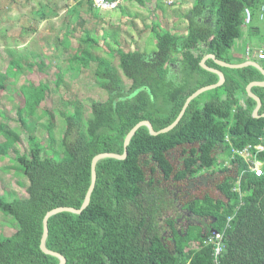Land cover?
Returning a JSON list of instances; mask_svg holds the SVG:
<instances>
[{"label":"trees","instance_id":"obj_1","mask_svg":"<svg viewBox=\"0 0 264 264\" xmlns=\"http://www.w3.org/2000/svg\"><path fill=\"white\" fill-rule=\"evenodd\" d=\"M129 1L143 7L152 0ZM87 4L98 16L101 9L94 0ZM262 7L264 0H194L185 15L186 34H174L154 24L155 51L116 49L120 70L131 82L128 87L110 61L96 59L95 75L107 98L92 101L89 117L82 104L63 114L66 127L62 156H46V148L34 136L29 139V154H16L15 160L29 181L28 196L10 202L0 196V212L11 216L17 226L12 236L0 235V264H59L57 257L40 248L47 213L59 207L80 209L97 155H121L126 136L142 121H149L157 132L167 128L192 94L216 84L219 76L201 65L208 55L215 59L207 60L206 66L222 71L225 83L194 99L170 132L153 136L142 127L132 138L126 159L101 160L88 207L81 214L63 212L51 217L46 246L62 255L66 264H215L213 245L206 241L212 231H224L232 218L225 230L221 264H264V152L257 157L263 163L262 176L248 171V165L236 158L230 169L220 170H234L217 185L223 200L206 195L183 206L199 225L188 224L186 229L178 230L177 220L167 219L171 234L163 236L158 221L176 200H170V188L203 178L202 172L215 167L221 153L230 158L234 149L256 144L264 137V87L252 89L262 102L257 117L253 116L257 103L246 90L253 82H263L264 74L252 66L231 69L216 62H232L230 53L242 37L246 9L255 19ZM80 41L98 44L90 36ZM94 58L91 50L82 48L70 65L88 68ZM259 62L264 68V61ZM58 78L60 85L62 75ZM44 92L36 103L27 100L25 109L35 111ZM207 95L210 100L203 102ZM244 96L247 100L243 104ZM23 110L19 116L25 125ZM53 125L51 120L47 126L52 141ZM0 131L6 137L5 146L0 148V154H4L18 140V133L6 125H1ZM179 148L181 167L175 168L169 156ZM149 164L154 165L150 175L144 170ZM241 174L239 194L233 189ZM171 194L177 195L174 191Z\"/></svg>","mask_w":264,"mask_h":264},{"label":"rangeland","instance_id":"obj_2","mask_svg":"<svg viewBox=\"0 0 264 264\" xmlns=\"http://www.w3.org/2000/svg\"><path fill=\"white\" fill-rule=\"evenodd\" d=\"M87 1L0 0V85H3L0 89V126L6 125L8 130L18 133V140L6 148L4 154H0V196L7 202L28 196L26 188L29 181L15 158L17 153L29 154L30 136L38 138L44 145L46 156L58 153L61 157V140L66 127L63 114L74 111L82 104L84 113L89 117L92 101L106 100L107 93L100 87L101 81L95 75L96 59L103 57L110 61L128 87L131 82L120 70L116 49L141 53L155 51L154 24L174 34H186L188 22L185 15L194 0H164L160 3L152 0L143 7L129 0H118L111 3L118 4L115 10L101 9L98 16L88 9ZM88 36L97 40L98 44H81L80 40ZM253 39L255 43L263 42L260 35H255ZM82 48L91 50L94 60L88 68L71 66V58ZM60 74L62 82L58 85ZM43 89L46 92L38 108L35 111V108L26 110L27 100L36 103ZM210 98L207 95L202 101L207 102ZM22 109L25 125L19 116ZM51 120L54 123L53 141L49 140L47 128ZM5 143L6 137L0 131V148ZM181 152L179 148L169 156L175 168L181 167ZM152 167L153 164L144 166L146 174L150 175ZM223 167L230 169L232 163L226 154L221 153L217 165L202 172L203 178L186 186L170 188L169 198L176 200L158 218L163 236L171 234L167 219H176L178 230L186 229L188 224H200L183 210L186 203L203 199L206 195L214 200L224 199L217 185L225 176L233 175L234 170L222 173L220 170ZM173 191L177 194L174 197L171 194ZM16 228V221L0 212V235L12 236ZM191 247L196 246L192 244Z\"/></svg>","mask_w":264,"mask_h":264},{"label":"water","instance_id":"obj_3","mask_svg":"<svg viewBox=\"0 0 264 264\" xmlns=\"http://www.w3.org/2000/svg\"><path fill=\"white\" fill-rule=\"evenodd\" d=\"M210 58L215 59V56H213V55L207 56L206 58L203 59L201 65L205 69H207V70H209V71H211L213 73H216L219 76V81L216 84H214V85H210V86L204 87L202 89H199L194 94H192L187 99V101H186L181 113L177 117V119L170 126H168L167 128L157 132V131L154 130L152 124L149 121H142V122L138 123L135 127H133L131 129V131L128 133V135L126 136L125 142H124V151H123V153L121 155L114 154V153H104V154L97 155L93 159V161H92L91 184H90V187L88 189V192L86 194L85 200H84L81 208L80 209H75V208H70V207H59V208H56V209L50 211L45 216V218L43 220V235H42L41 245H40V248H41L42 252H44L47 255H51V256L57 257L60 260L59 264H66V259L62 255H60V254H58L56 252L50 251L47 248V246H46V241H47L48 233H49L48 221H49V219L51 217H53V216H55L57 214L63 213V212L81 214L82 211L85 210L88 207V205L90 203L91 195H92L93 190L95 188L96 179H97L96 166L101 160H104V159L124 160V159H126V157L128 155V146H129L132 138L136 134V132L142 127H147L149 132H150V134L153 135V136H157V135H160V134H165V133L170 132L171 130H173L180 123V121L182 120V118L184 117V115L186 113L187 108L189 107L190 103L194 99L199 97L204 92H207V91H210V90H213V89L221 87L225 83L226 79H225V76L222 73V71L216 70V69H211V68H208L206 66L205 62H206L207 59H210ZM216 62H217V64H219L222 67H227V68H231V69H242V68H245V67H248V66H253L255 68L260 69L264 73V70L257 63H252L251 62V63H246L245 65H241V66H234V65H231V64H226V63H224L222 61H219V60H217ZM254 86H264V82H253V83H251L247 87V92L250 93L251 92V88L254 87ZM250 94L252 95V93H250ZM252 96H253V98L256 100V102L258 104L256 110L254 111V117H257L258 111H259L260 107L262 106V102L257 96H254V95H252ZM213 232H215V231H212V233Z\"/></svg>","mask_w":264,"mask_h":264},{"label":"built area","instance_id":"obj_4","mask_svg":"<svg viewBox=\"0 0 264 264\" xmlns=\"http://www.w3.org/2000/svg\"><path fill=\"white\" fill-rule=\"evenodd\" d=\"M94 4L97 8L102 10L103 9L110 10L118 6V4L114 5L111 3H107L104 0H94ZM261 17L264 18V15H261ZM251 21H252L251 12L248 9H246L245 24L248 25L251 23ZM246 56L249 59L254 58L258 62L264 61V50L251 51V49H247ZM262 152H264V137L260 138L258 140V143L256 144H250L243 149H238V150L234 149L232 151V156L230 157V162L236 158L243 160L248 165V171L254 173L256 176L259 177L263 175V163L260 162L257 157ZM241 177L242 174L237 177L235 187L233 189L236 193L239 194H241V189H240ZM231 220L232 218L228 219L226 229L229 227V223ZM225 230L221 232H213L209 237V239L206 241V244L213 245V261L215 264H221V257L225 249V244H224Z\"/></svg>","mask_w":264,"mask_h":264},{"label":"crops","instance_id":"obj_5","mask_svg":"<svg viewBox=\"0 0 264 264\" xmlns=\"http://www.w3.org/2000/svg\"><path fill=\"white\" fill-rule=\"evenodd\" d=\"M170 4H172V1L170 2ZM262 9H264V7L261 8L260 16L258 18L253 19V16H252V13H251L252 21L248 25L245 24V18H244V26L242 28V33H243L242 37H241V39L236 41V43L234 44V47L232 48L231 53H230V57H231V60H232V62L230 63L231 65L241 66V65H245L246 63H251L252 62V63H257L258 65H260L261 68L264 70V68L262 67V64L260 62L256 61L254 58H250L249 59L246 56L247 49H251V51L264 50V18L261 17V15H264V10H262ZM247 27H250V29H247ZM255 35H260V37L263 39V42L262 43H255L254 39H253ZM250 37H252V38H250ZM208 56H210V55H208ZM210 59H212V58H210ZM207 60H209V59H207ZM207 60H206V62H207ZM206 62H205V64H206ZM224 63H226V62H224ZM226 64H229V63H226ZM248 67H251V66H248ZM225 68H227V67H225ZM245 68H247V67H245ZM254 87H256V86H254ZM254 87L251 88V92L250 93H252V95L256 96L252 92V89ZM260 87H264V86H260ZM246 90H247V88H246ZM250 93H248V97L254 99L253 96ZM246 100H247V97L244 96V97H242V101L241 102L244 104V102ZM257 106H258V104L256 105L254 111L256 110ZM260 109H261V107H260ZM260 109H259V111H260ZM254 111H253V116H254Z\"/></svg>","mask_w":264,"mask_h":264}]
</instances>
